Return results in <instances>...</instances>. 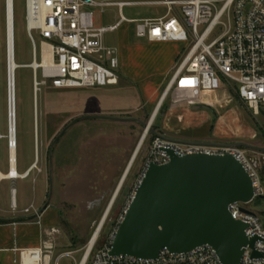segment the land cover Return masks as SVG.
Listing matches in <instances>:
<instances>
[{"label": "rangeland", "instance_id": "1", "mask_svg": "<svg viewBox=\"0 0 264 264\" xmlns=\"http://www.w3.org/2000/svg\"><path fill=\"white\" fill-rule=\"evenodd\" d=\"M108 1L132 3L124 6L108 5L103 10L92 7L96 23L100 26L114 25L122 16L139 20L161 17L168 13L166 5L152 3L160 0ZM25 3V0H14L15 58L17 63L22 65L16 71L17 164L20 173L34 162L36 166L27 179L19 178L16 181L15 198L19 207L11 206V199L8 205L10 209L17 211V215H33L30 219L38 220L48 209L45 215L49 223L43 224L42 241L51 236L55 240L56 248L51 264H56V258L67 251L73 252L72 255L61 256L59 264H78L122 182L135 149L142 140L147 128L142 122H150L157 106L156 103L153 109L144 112L143 108L147 105L142 102V97L146 95L139 83L144 82L149 86L150 96L157 93L161 97L168 82L160 91L153 84L163 76H171L177 58L189 49L190 44L150 42L136 35L137 21H123L116 30L104 34V42L116 49L128 71H133L138 76L135 82L125 80L124 77H128L120 68L123 76L121 75L118 85L98 89L78 87L62 90L43 85L41 89L38 87L35 97L34 69L31 67L34 61L33 45L26 30ZM202 30L203 26L199 27V31ZM219 30L220 28H217V34L220 33ZM34 37L39 51L42 38L38 32H34ZM7 44V4L6 0H0V162L6 161L9 166ZM178 52L180 53L174 60ZM173 93L171 91L165 97L151 124L157 134L162 131L160 125L163 114L174 105ZM232 94L234 104L238 108L237 113L241 117L240 123L237 124V116L230 109L221 110V107L217 106L216 109L201 110L206 109L204 113L211 118L207 119L211 132L217 130L218 126L221 131L233 135L221 137L210 134L200 137V141L215 140L222 144L244 142L264 148V118L261 116L256 119L249 107L240 101L234 92ZM95 98L102 111H94ZM178 105L191 109L190 104L185 101ZM77 119L51 151L52 144L60 133ZM152 133L151 130L148 132L133 159L132 166L110 207L95 248L101 247L107 240L131 199L148 155ZM240 148L256 163L264 186V153L246 147ZM4 183L8 184L11 196V181ZM4 183L0 184V187ZM31 204H35L34 207L30 206ZM25 207L30 208V211H19ZM247 207L259 214L264 223V197L254 198Z\"/></svg>", "mask_w": 264, "mask_h": 264}, {"label": "built area", "instance_id": "2", "mask_svg": "<svg viewBox=\"0 0 264 264\" xmlns=\"http://www.w3.org/2000/svg\"><path fill=\"white\" fill-rule=\"evenodd\" d=\"M25 1L26 30L33 45L34 61L31 67L34 69L35 86L39 89L43 85L59 89L118 85L121 78L120 58L116 49L105 44L104 34L116 30L123 21H137L136 35L140 38L150 42L178 41L190 44L189 49L177 58L164 98L173 91L172 104L185 101L190 106H195L202 102L203 95L225 85L249 107L256 119L261 116L264 118V0L153 1L152 3L166 5L167 15L139 20L122 16L118 23L109 26L98 25L91 8L103 10L108 5L124 6L132 2ZM201 26L203 30L200 32ZM217 28H220L219 34L216 32ZM34 32H38L42 38L39 51ZM45 50L50 53L48 61L44 59ZM148 132L146 130L143 133L141 146ZM10 145L12 146L11 138ZM168 150L179 156L230 153L243 164L252 178L254 198L264 195L263 180L256 163L242 148L188 143L154 134L150 138V148L139 182L128 204L149 165L169 162ZM247 205L248 203L243 202L229 205L232 217L248 224L246 236L259 237L253 248L246 246L239 264H264V257L252 256L254 250L264 252V223L259 214L249 210ZM29 211L30 208L24 210L26 213ZM123 216L124 213L101 247L95 248V244L87 246L78 264H223L216 250L209 245L196 247L188 253H172L163 249L157 259L112 256L110 250L113 239ZM55 248L52 236L45 238L39 247L16 248L19 258L15 259V263L51 264ZM72 253H61L55 263L59 264L64 254Z\"/></svg>", "mask_w": 264, "mask_h": 264}, {"label": "water", "instance_id": "3", "mask_svg": "<svg viewBox=\"0 0 264 264\" xmlns=\"http://www.w3.org/2000/svg\"><path fill=\"white\" fill-rule=\"evenodd\" d=\"M8 3L7 0V13ZM7 22L8 25V19ZM7 65L10 116L9 48ZM154 117L155 114L148 124L142 123L148 127V131L157 134L151 128ZM76 121L78 119L60 133L52 144L51 151ZM182 142L231 145L264 152V148L244 142L233 144L208 141ZM168 152L170 154L168 163L162 165L151 163L145 172L115 232L110 255L157 259L163 249L172 253H188L196 247L209 245L216 250L223 264H239L246 246L253 248L259 240L257 236L248 238L245 234L248 224L234 219L229 211V205L234 202L250 203L254 199L253 180L249 173L230 153H193L179 156L172 150ZM52 173L50 152L51 181ZM252 256L263 258L264 252L254 250Z\"/></svg>", "mask_w": 264, "mask_h": 264}, {"label": "crops", "instance_id": "4", "mask_svg": "<svg viewBox=\"0 0 264 264\" xmlns=\"http://www.w3.org/2000/svg\"><path fill=\"white\" fill-rule=\"evenodd\" d=\"M161 43V42H155ZM168 44L175 45L178 41H168ZM181 51V50H180ZM180 52L175 55L174 60L177 58ZM120 66L124 72V74L130 79L124 77L127 81L135 82L138 76L133 71H128L126 68L125 62L120 59ZM122 75V72H121ZM123 76V75H122ZM168 78V79H167ZM121 80V78H120ZM169 76H163L159 80L153 84L155 88L162 89V87L168 82ZM123 81V80H122ZM143 93L146 95L142 97V102L146 103V107L143 108L144 112L151 110L157 103V107L159 106L164 94L160 97V94L150 96L149 95V86H147L144 82L139 83ZM55 88V87H54ZM93 88V87H91ZM101 87H95L94 89H98ZM59 89V88H56ZM62 90V89H61ZM160 93V92H159ZM233 91L226 87L225 85L222 86L219 90L206 93L203 95L202 102L198 105L191 106V109H187L186 107L178 104H174L171 108H169L164 114L162 118V122L160 125V129L162 130L160 134L179 141H200V137H205L210 134L218 135L221 137H228L233 135L232 133H225L218 128L214 132H211L212 129L209 126V118L210 116L205 114L204 110L201 108L207 109H216L217 106L221 107V110L230 109L231 111L235 112L236 122L237 124L241 122V117L237 113L238 108L234 104L233 98ZM165 99V98H164ZM183 99H180L182 101ZM164 101V100H163ZM95 103L96 108L94 111H102L97 103L98 100L95 98L93 100ZM154 110V112H155ZM182 110L186 112H182ZM153 112V113H154ZM208 119V120H207ZM211 119V118H210ZM139 120V119H138ZM255 136V133L253 134ZM205 141V140H204ZM208 142L212 143H219L220 141L210 140ZM252 145V144H251ZM10 156H9V166L7 165L6 161L0 162V172L4 174H8L12 167L11 161V149L9 148ZM261 152V151H259ZM264 153V152H263ZM34 164V163H33ZM33 164H30L26 170L30 168L33 170ZM16 168H18L17 164V151H16ZM18 170V169H17ZM25 170V171H26ZM24 171V172H25ZM31 173V172H30ZM30 175V174H29ZM28 175V176H29ZM27 177H23L21 179H27ZM19 179V178H18ZM11 181V196L9 194L8 184L4 182ZM16 181L10 179V177H2L0 178V184H3L0 187V219H4L6 222H0V264H17L15 263V259L18 257V252L15 251L16 248H36L41 245L42 235H43V224L49 223V219L46 217V209L42 214L40 220L30 219L29 215H17L12 209L9 208V199H11V206L13 205V190H15ZM16 195V194H15ZM16 199V198H15ZM35 204H31L30 206L34 207ZM14 206V205H13ZM16 207L18 208V204L16 203ZM27 207L23 209H19L20 212L24 211ZM11 255H10V254Z\"/></svg>", "mask_w": 264, "mask_h": 264}, {"label": "bare ground", "instance_id": "5", "mask_svg": "<svg viewBox=\"0 0 264 264\" xmlns=\"http://www.w3.org/2000/svg\"><path fill=\"white\" fill-rule=\"evenodd\" d=\"M8 2H9L8 3L9 4V13H7V19L9 21V24L7 25V40H8V46L7 47L9 48V53H10V76H11V109H10V116H9L10 124H8V130H9L10 138L12 141V146L9 144V148L11 149L12 167H11V170L8 172V174H4V173L0 172V178L10 177L11 180H16L18 178L27 177L32 170H30V168H29L25 172L20 173L19 170H17L18 168H16V151H17V149H16L17 148V78H16V71H17V68L21 67L22 65H19V63H17L16 58H15L16 53H15L14 0H8ZM6 3H7V0H6ZM8 48H7V56H8ZM12 53H13V56H12ZM49 57H50V53L47 50H45L44 51L45 61H48ZM7 75H8V73H7ZM7 81H8V76H7ZM37 89H38V87L35 88V97L37 96ZM163 100H164V96H163L159 106L163 103ZM157 109H158V107H157ZM157 109L155 110V112L153 113L152 116H154V114H155V116L157 115V111H158ZM147 129H148V127L146 128V130ZM15 141H16V147H14ZM141 142H142V140H141ZM141 142L137 146V148L135 149V152H134V154H133V156H132V158L128 164L126 172L124 174V177L122 178V182L119 184L107 211L103 215L101 222L99 223L97 229L95 230V232H94V234L90 240V243L88 245L89 247L94 245L98 239V236H99L100 231L103 227V224H104L106 218L108 217L110 207L112 206V203H113L115 197L117 196L118 191L120 190V188L124 182V179L126 178V175L128 174V172L132 166L133 159L136 156L138 149H140V147H141ZM35 164H36V162H34L33 168H35V166H36ZM13 191H14L13 192V194H14V197H13V205L14 206L13 207H16L15 190H13Z\"/></svg>", "mask_w": 264, "mask_h": 264}, {"label": "trees", "instance_id": "6", "mask_svg": "<svg viewBox=\"0 0 264 264\" xmlns=\"http://www.w3.org/2000/svg\"><path fill=\"white\" fill-rule=\"evenodd\" d=\"M237 98H238V96H237ZM239 99V98H238ZM164 102V101H163ZM153 128V130L156 132V130H155V128L154 127H152ZM158 133L160 134V132L158 131ZM154 135V133H152L151 134V136H153ZM0 222L1 223H4V222H6L4 219H0Z\"/></svg>", "mask_w": 264, "mask_h": 264}]
</instances>
